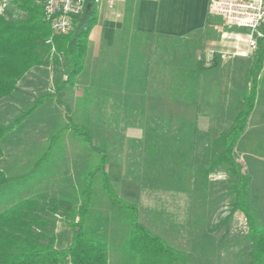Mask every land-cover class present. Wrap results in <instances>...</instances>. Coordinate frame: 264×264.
<instances>
[{"label": "rangeland", "instance_id": "rangeland-1", "mask_svg": "<svg viewBox=\"0 0 264 264\" xmlns=\"http://www.w3.org/2000/svg\"><path fill=\"white\" fill-rule=\"evenodd\" d=\"M99 14L98 10L97 16ZM230 28L246 38V29ZM221 40L230 41L228 37H221ZM161 50L167 53L161 55L162 66L166 67L170 65L168 62H175L177 66L190 69L196 55L197 61H202L205 55H201L204 49L195 39L181 42L161 40ZM227 57L219 55L220 61L224 62L210 70L205 79L215 81L216 87L229 92L223 108L227 121L221 127L209 128L201 136L198 134L201 141L194 138L197 133L190 125L168 123L159 129H149L143 143L126 144L125 148L131 152L122 154V145L116 144L115 137V143L108 145L96 142L92 129L83 127L84 130L74 123L75 120H69L71 113L64 108L68 106L64 99L55 104L54 97L45 96L35 111H31L22 124L4 138L0 167L7 169L9 176L27 174L18 182L17 188L24 197L79 202L81 182L91 165L99 159L98 150L101 149L107 153L106 173L111 187L119 197L136 205L139 220L152 233L178 251L176 264H247L246 254L250 251L246 240L247 220L240 212L232 210L231 205L235 203V195L230 190L233 178L224 165L212 167V163L221 151L218 144L221 135L229 131L234 115L243 107L241 96L250 88L248 72L253 59L231 62ZM36 77L40 78L38 74ZM44 81L43 78L35 79L34 85H38L35 88L24 81L22 91L34 98L44 93L52 94L53 83L44 86ZM257 87L253 112L234 146L233 155L247 182L246 202L256 226L264 229V59L257 76ZM237 95L240 105L234 107ZM9 115L12 119L16 113L10 111ZM66 125L70 130L64 133L62 128ZM57 132L60 137L64 136L65 145L60 142L55 145L52 141ZM84 132L90 137L89 143L84 134L78 135ZM146 144L149 152L143 154L161 162L158 171L162 178L156 182L150 178L142 181L140 151L147 150ZM41 158L35 175L30 173ZM147 159L152 162L151 157ZM148 160H145L144 169ZM148 166L151 167L149 163ZM152 173L153 168L148 170L149 176ZM92 190L91 222L87 229L113 246L111 262L119 264L118 246L125 232L116 212L110 209L105 199L99 174L93 178ZM71 237V228L64 221H57L55 246L67 247Z\"/></svg>", "mask_w": 264, "mask_h": 264}, {"label": "trees", "instance_id": "trees-1", "mask_svg": "<svg viewBox=\"0 0 264 264\" xmlns=\"http://www.w3.org/2000/svg\"><path fill=\"white\" fill-rule=\"evenodd\" d=\"M2 4L5 5L0 12V162L4 155V138L42 103L43 97H55L62 89L72 86L82 70L87 38L96 23L97 15L96 6L89 3L83 14L75 20L73 29L67 35L57 36L52 34L44 20L39 0H0V7ZM263 50V46H260L253 53V66L248 72L250 88L241 96L243 107L234 115L229 131L221 135L218 142L221 151L212 163V167L224 165L233 178L230 190L235 195V203L231 205L232 210L240 212L247 220L246 240L250 248L246 254L247 264H264V229L256 226L255 217L246 202L247 182L233 153L254 107L257 76L264 59ZM217 65L216 57L208 66L201 60L196 63L197 69L201 71H210ZM36 74L45 80L44 86L53 83L52 94L44 93L34 98L21 91L24 81L33 84L35 79L40 80ZM185 74L188 73L181 74L184 83L180 86V97L188 99L190 88L185 83L188 77ZM27 77H30V81ZM32 87L38 85L33 84ZM10 111L16 113L12 119ZM62 129L64 132L70 130L67 125ZM56 134L59 133L54 136ZM83 134L88 141L86 132L78 135ZM94 149L97 151V148ZM146 149L145 154L149 152L147 144ZM98 153L99 159L91 165L81 182L79 202L63 198L24 197L18 193L17 188L18 182L27 174L9 176L7 169L0 167V264H113V246L106 239L95 237L87 229L93 205L92 183L97 174L100 175L105 199L110 209L116 212L125 232L118 246L119 264L178 262V251L152 233L139 220L136 205L119 197L111 187L106 173V152L100 149ZM145 156H142V181L149 178L153 182L160 180V160L151 155ZM149 156L152 162L147 159ZM145 160H148L146 169ZM41 161L42 158L30 173L36 172L38 162ZM152 168L154 174L149 176L148 170ZM61 220L72 230L71 242L65 248L55 246V227L57 221Z\"/></svg>", "mask_w": 264, "mask_h": 264}, {"label": "crops", "instance_id": "crops-1", "mask_svg": "<svg viewBox=\"0 0 264 264\" xmlns=\"http://www.w3.org/2000/svg\"><path fill=\"white\" fill-rule=\"evenodd\" d=\"M208 2L125 0L120 20H113L111 12L101 4L87 38L82 70L72 86L56 94L55 104L64 99L68 105L64 108L71 113L69 120H75L78 127L92 129L100 144L115 143L116 138V144L122 145V154L131 152L126 144L143 143L149 129L168 123L190 125L197 133L194 138L201 141L202 133L227 121L223 108L229 92L216 87L215 81L205 80L209 70L197 69L198 55L190 69L175 62L162 66L161 55L167 53L161 50V40H199L204 49L201 55L213 50L218 63L224 62L218 58L221 53H227L231 62L252 60L254 55L247 51L246 38L241 33L230 27L217 32L220 22L209 15ZM221 37L230 41L226 43ZM182 73H188V99L180 97ZM237 99L234 107L240 105L238 95ZM59 135L52 141L65 145L64 136ZM140 152L142 158L144 152Z\"/></svg>", "mask_w": 264, "mask_h": 264}, {"label": "built area", "instance_id": "built-area-1", "mask_svg": "<svg viewBox=\"0 0 264 264\" xmlns=\"http://www.w3.org/2000/svg\"><path fill=\"white\" fill-rule=\"evenodd\" d=\"M43 7V16L53 35H67L74 27L75 20L80 17L89 3L96 9L101 4L111 12L113 20L123 17L121 10L125 0H39ZM2 4L1 7H4ZM0 10L2 11V8ZM208 13L219 20L217 32L228 27L246 29L247 51L255 53L260 46L264 48V0H209ZM227 53H221L225 56ZM247 56V53H234ZM215 51L205 53L202 61L205 66L211 64Z\"/></svg>", "mask_w": 264, "mask_h": 264}]
</instances>
